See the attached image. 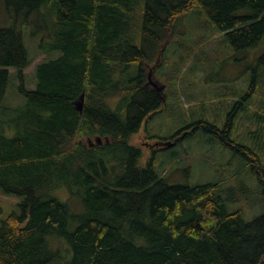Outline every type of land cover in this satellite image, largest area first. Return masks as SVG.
Listing matches in <instances>:
<instances>
[{"label": "trees", "instance_id": "16d2710c", "mask_svg": "<svg viewBox=\"0 0 264 264\" xmlns=\"http://www.w3.org/2000/svg\"><path fill=\"white\" fill-rule=\"evenodd\" d=\"M0 12L7 23L0 27V193L23 198L20 212L0 223V264H264V213L245 222L241 206L229 211L225 203L264 201V156L221 136L233 116L264 122V52L247 92L219 103L225 129L218 115L207 123L205 106L188 126L214 135L213 148L219 142L240 152L257 187L240 183L222 197L218 184H168L155 172L158 149L146 156L133 144L166 107L148 82L159 57L160 72L177 67L167 57L170 37L168 47L193 50L175 25L194 18L217 30L210 53L254 48L264 42V0H0ZM30 36L47 58L33 68L29 90ZM10 74L23 98L15 105L7 103L16 96L7 91ZM251 92L258 99L249 113L243 103ZM81 95L79 113L73 102ZM96 137L102 144L90 146Z\"/></svg>", "mask_w": 264, "mask_h": 264}, {"label": "rangeland", "instance_id": "374dc122", "mask_svg": "<svg viewBox=\"0 0 264 264\" xmlns=\"http://www.w3.org/2000/svg\"><path fill=\"white\" fill-rule=\"evenodd\" d=\"M242 13H250V10H242ZM6 24L4 16L0 12V27L6 26ZM216 31L197 27L194 18L175 25V35L192 46L193 50L186 49L185 51L175 44L168 47V43L174 40V37H170L165 45L166 50L168 48L167 57L175 61V66L179 70L177 67H172L160 72L159 69L164 64V58H158L152 80L159 86H164L162 95L166 107L157 117L151 118V121L142 127L139 133L134 136L133 144L146 155L150 148L148 144L155 145L156 141L161 142L155 147L159 152L155 172L168 184L181 186L218 184L221 188L220 195L225 197L227 188L240 183H245L249 188L257 187V178L252 174L248 161L240 152L219 142L213 148L212 142L217 140L214 135L198 129L191 132L193 129H188L190 128L188 126L201 119L199 112L201 106H205L208 108L204 116L207 123H212L218 115L216 126L218 129H225V123L227 124L229 120L225 118L227 108L220 110L219 103L227 102L224 101L227 98L229 100L232 98V101L236 100L247 92L252 76L258 73L257 60L264 52V42L263 45L247 49L236 48L230 44L229 48L221 49L220 53H210L208 50L213 49L216 45L215 39H212L216 38ZM26 38L30 39L26 40L28 50L31 54H36L33 63L24 71L27 78L26 87L30 90L34 89L33 68L47 56L39 55L34 51L37 38L34 40H31V36ZM202 48L206 55L200 54ZM164 55H166V51ZM172 70H176L178 73L173 74V83L168 85L167 80ZM15 84H17L15 77L10 74L7 91L14 95L17 94L14 92ZM229 89L233 90L231 94H227ZM223 94H226L225 98H222ZM10 97L11 99L7 100L10 105H15L14 98L18 102L20 98L23 101L20 95L15 97L11 95ZM257 99V94L251 92L243 103L244 106H247L245 110L249 113L252 110L255 111ZM237 117L231 118L229 130L227 129L226 134H221V136L228 142H243L250 150L264 156V152L260 154L264 150V122L257 123L254 117L249 118L247 114L242 121H239ZM146 128L154 137L153 139H146ZM174 136L175 138L172 139ZM251 136H255L257 139L254 138V140ZM169 139L173 141L172 146L164 144L169 142ZM251 197L252 201L256 202L260 196L253 194ZM22 201L21 197L6 196L0 193V223L11 212L19 213L18 205ZM247 201L252 202L248 199ZM76 202L74 199L68 203L71 212H76L77 209L73 208ZM225 203L229 211L241 206V209L244 210L242 218L245 222H251L264 213L263 200L247 206L242 205L240 201Z\"/></svg>", "mask_w": 264, "mask_h": 264}, {"label": "water", "instance_id": "95a60500", "mask_svg": "<svg viewBox=\"0 0 264 264\" xmlns=\"http://www.w3.org/2000/svg\"><path fill=\"white\" fill-rule=\"evenodd\" d=\"M150 84L151 85H154V83H152V82H150ZM155 86V85H154ZM160 90H162V88H160V89H158V91H160ZM73 105H74V107H75V109L79 112V113H81V111H82V105H83V95H81L80 97H79V99L78 100H75L74 102H73ZM88 142H89V145L90 146H93V145H101L102 144V140H101V138H99V137H96V138H94V142H92V141H90V140H88ZM106 143H107V141H105ZM157 145H159V144H155L154 146H157ZM166 145H169L168 143H166Z\"/></svg>", "mask_w": 264, "mask_h": 264}, {"label": "bare ground", "instance_id": "6f19581e", "mask_svg": "<svg viewBox=\"0 0 264 264\" xmlns=\"http://www.w3.org/2000/svg\"><path fill=\"white\" fill-rule=\"evenodd\" d=\"M136 6V5H135Z\"/></svg>", "mask_w": 264, "mask_h": 264}]
</instances>
